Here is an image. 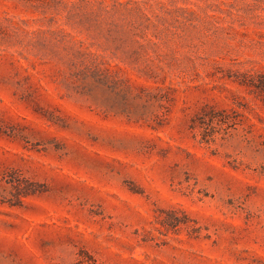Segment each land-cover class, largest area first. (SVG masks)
Returning <instances> with one entry per match:
<instances>
[{"label": "rangeland", "instance_id": "rangeland-1", "mask_svg": "<svg viewBox=\"0 0 264 264\" xmlns=\"http://www.w3.org/2000/svg\"><path fill=\"white\" fill-rule=\"evenodd\" d=\"M264 0H0V264H264Z\"/></svg>", "mask_w": 264, "mask_h": 264}, {"label": "trees", "instance_id": "trees-1", "mask_svg": "<svg viewBox=\"0 0 264 264\" xmlns=\"http://www.w3.org/2000/svg\"><path fill=\"white\" fill-rule=\"evenodd\" d=\"M253 86L260 94L264 96V78L263 77L259 79L258 84H254Z\"/></svg>", "mask_w": 264, "mask_h": 264}]
</instances>
